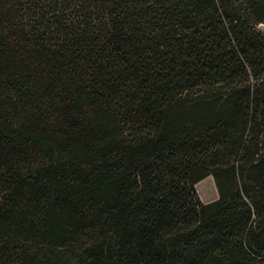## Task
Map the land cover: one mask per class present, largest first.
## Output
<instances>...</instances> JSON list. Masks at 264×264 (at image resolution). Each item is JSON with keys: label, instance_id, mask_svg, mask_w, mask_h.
<instances>
[{"label": "trees", "instance_id": "trees-1", "mask_svg": "<svg viewBox=\"0 0 264 264\" xmlns=\"http://www.w3.org/2000/svg\"><path fill=\"white\" fill-rule=\"evenodd\" d=\"M261 26L264 0H0V264H264Z\"/></svg>", "mask_w": 264, "mask_h": 264}, {"label": "rangeland", "instance_id": "rangeland-1", "mask_svg": "<svg viewBox=\"0 0 264 264\" xmlns=\"http://www.w3.org/2000/svg\"><path fill=\"white\" fill-rule=\"evenodd\" d=\"M262 31L264 27L261 26ZM199 200L203 203L213 201L217 198V192L212 177L207 176L194 185Z\"/></svg>", "mask_w": 264, "mask_h": 264}]
</instances>
